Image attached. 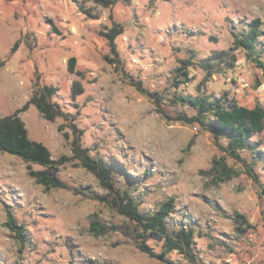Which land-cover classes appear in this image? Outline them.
Masks as SVG:
<instances>
[{
    "label": "rangeland",
    "instance_id": "rangeland-1",
    "mask_svg": "<svg viewBox=\"0 0 264 264\" xmlns=\"http://www.w3.org/2000/svg\"><path fill=\"white\" fill-rule=\"evenodd\" d=\"M255 17L264 22V0H116L109 7L91 0H0V117L20 108L35 83L54 86L53 99L83 132L81 145L107 164L115 187L128 191L141 212L174 198L167 224L193 228L196 262L176 251L168 255L172 262L226 264L229 255L241 254L245 264H264V131L251 137L256 152L240 151L256 181L242 161L228 157L237 173L215 184L208 170L222 152L199 124L177 119L195 114L177 99L185 94L264 107V32L256 45L263 67L243 49L231 50L234 36ZM114 22L123 28L116 66L105 57L113 55L100 33ZM70 56L80 75L68 72ZM76 79L83 92L71 99ZM136 83L160 96L161 113ZM19 116L28 137L53 159L72 156V134L64 139L57 130L64 124L71 132L70 119L48 121L33 104ZM54 173L67 188L46 189L20 157L0 152V264H168L139 249L140 229L103 200L108 191L76 159ZM6 210L26 227L21 250L5 225ZM94 213L104 233L89 230ZM146 242L160 250V239Z\"/></svg>",
    "mask_w": 264,
    "mask_h": 264
},
{
    "label": "trees",
    "instance_id": "trees-1",
    "mask_svg": "<svg viewBox=\"0 0 264 264\" xmlns=\"http://www.w3.org/2000/svg\"><path fill=\"white\" fill-rule=\"evenodd\" d=\"M104 7H109L116 0H91ZM264 22L260 18L255 17L248 23L246 32L242 35H235L231 50L243 49L246 56L255 62L259 67H263V62L256 54V45L259 36L264 32L262 27ZM123 31L120 23L114 22L111 27L100 32L105 37L109 47V53L113 56L106 55V59L115 64H118V52L116 48V38ZM18 41H15L12 46V51L16 49ZM4 60L0 59V67ZM67 70L70 73L80 75L81 72L76 69V58L70 56L67 59ZM208 68V63L202 64ZM264 72V70H263ZM137 88L152 99L157 105V112L162 110L159 106L160 96L155 92H149L141 88L139 83H136ZM83 92L82 84L79 80H73L71 83V99ZM55 87L48 84L35 83L32 92L27 101L14 112L0 117V152H7L16 155L25 163L27 172L34 177L36 182L42 184L46 189L51 188H67V184L55 175L54 170L57 166L68 160L76 159L78 163L86 170L93 173L105 187L109 193V198H104L106 202L111 204L119 214L124 215L128 219L135 222L140 229L138 238L140 243L139 249L146 253L149 257L156 258L168 264H180L172 262L168 257L169 253L176 251L181 254L188 262L195 263L196 256L193 251L194 230L189 226H180L178 228H170L166 218L174 208V198L169 197L166 201L154 212L147 214L138 209L135 198L126 190L120 191L115 187L111 169L98 158H94L88 153V148L83 147L80 142V135L83 133L74 123V119L69 118V112L64 111L58 102L53 99ZM177 99L187 104L195 110V114L187 117L182 114L177 118L186 122H195L203 129L208 131L213 139L215 146L222 152L219 156H214L211 159V165L208 170L215 184L223 182L237 172L228 164V157L240 160L246 166V172L251 178L255 179L251 165L246 163L240 156L242 149H249L256 152V147L251 140V137L264 131V107L260 104H255L253 107H247L237 104L234 101L229 102L226 97H214L211 95L199 93L196 95L185 94L177 96ZM30 104H33L42 117L48 121H54L61 117L69 120L71 132L64 130V124H59L57 130L61 133L64 139H71L72 156H62L58 159H53L49 149L39 141L32 140L27 135V130L19 113L24 111ZM225 138L223 142L221 139ZM36 163L42 166V169L34 170L31 164ZM5 225L12 233L14 239L19 244V250L25 240L26 227L23 223H18L10 210H6ZM243 219L242 215H238ZM244 220V219H243ZM89 230L96 234L104 233L106 225L100 222L97 214L90 215ZM148 236L160 239V250L154 251L148 244ZM93 264H116L113 262H102Z\"/></svg>",
    "mask_w": 264,
    "mask_h": 264
},
{
    "label": "crops",
    "instance_id": "crops-1",
    "mask_svg": "<svg viewBox=\"0 0 264 264\" xmlns=\"http://www.w3.org/2000/svg\"><path fill=\"white\" fill-rule=\"evenodd\" d=\"M226 264H245L244 263V259L241 258V254L240 255H229L226 258Z\"/></svg>",
    "mask_w": 264,
    "mask_h": 264
}]
</instances>
